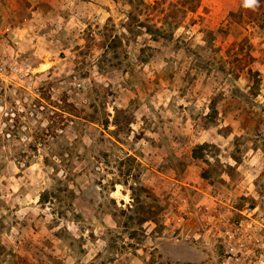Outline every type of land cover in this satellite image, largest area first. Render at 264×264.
Wrapping results in <instances>:
<instances>
[{
    "label": "rangeland",
    "instance_id": "1",
    "mask_svg": "<svg viewBox=\"0 0 264 264\" xmlns=\"http://www.w3.org/2000/svg\"><path fill=\"white\" fill-rule=\"evenodd\" d=\"M0 30V264H264V0H0Z\"/></svg>",
    "mask_w": 264,
    "mask_h": 264
},
{
    "label": "built area",
    "instance_id": "2",
    "mask_svg": "<svg viewBox=\"0 0 264 264\" xmlns=\"http://www.w3.org/2000/svg\"><path fill=\"white\" fill-rule=\"evenodd\" d=\"M0 33H1V30H0ZM228 233H230V231H228ZM229 236H230V237H232V236H233V234H231V233H230V234H229ZM242 245H244V243H243V242H241V246H242Z\"/></svg>",
    "mask_w": 264,
    "mask_h": 264
},
{
    "label": "snow or ice",
    "instance_id": "3",
    "mask_svg": "<svg viewBox=\"0 0 264 264\" xmlns=\"http://www.w3.org/2000/svg\"><path fill=\"white\" fill-rule=\"evenodd\" d=\"M250 2H253V0H250Z\"/></svg>",
    "mask_w": 264,
    "mask_h": 264
},
{
    "label": "clouds",
    "instance_id": "4",
    "mask_svg": "<svg viewBox=\"0 0 264 264\" xmlns=\"http://www.w3.org/2000/svg\"><path fill=\"white\" fill-rule=\"evenodd\" d=\"M253 2H255V0H253Z\"/></svg>",
    "mask_w": 264,
    "mask_h": 264
}]
</instances>
